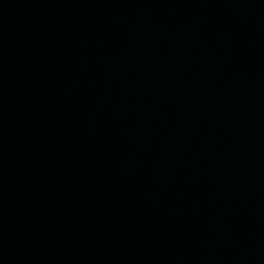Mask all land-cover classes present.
I'll list each match as a JSON object with an SVG mask.
<instances>
[{
    "label": "water",
    "instance_id": "1",
    "mask_svg": "<svg viewBox=\"0 0 264 264\" xmlns=\"http://www.w3.org/2000/svg\"><path fill=\"white\" fill-rule=\"evenodd\" d=\"M0 264H264V0H0Z\"/></svg>",
    "mask_w": 264,
    "mask_h": 264
}]
</instances>
